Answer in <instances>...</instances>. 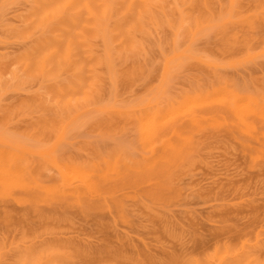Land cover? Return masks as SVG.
I'll use <instances>...</instances> for the list:
<instances>
[{
	"label": "rangeland",
	"instance_id": "1",
	"mask_svg": "<svg viewBox=\"0 0 264 264\" xmlns=\"http://www.w3.org/2000/svg\"><path fill=\"white\" fill-rule=\"evenodd\" d=\"M105 249L264 264V0H0V264Z\"/></svg>",
	"mask_w": 264,
	"mask_h": 264
},
{
	"label": "bare ground",
	"instance_id": "2",
	"mask_svg": "<svg viewBox=\"0 0 264 264\" xmlns=\"http://www.w3.org/2000/svg\"><path fill=\"white\" fill-rule=\"evenodd\" d=\"M72 3V2H71ZM77 3H79V0H77ZM59 168V170H60V173H59V186H57V189L58 188H63V191H65V185H66V181L69 179V178H72L73 179V181H77L78 183L76 184V185H74L73 186V191L71 192L72 194V196L73 197H76V198H79L80 196H86L87 194H88V192H91V189L93 190V193H95V191H96V185L93 183H91L90 182V180H89V178H87V173H86V170L85 169H83V168H80V167H67V166H65V168H63L62 166H59L58 167ZM65 169H67V170H70V174L65 170ZM73 170V171H72ZM70 175V176H69ZM136 178V177H135ZM135 178H133V180H132V178H131V180H130V182L132 183V184H134V185H137L138 183V181H141V180H139V178H137V179H135ZM137 180V181H135V180ZM90 182V183H89ZM137 184H136V183ZM91 184H92V186L95 188V190L93 189V188H91ZM158 185V184H157ZM91 188V189H90ZM90 190V191H89ZM121 210H123V208L121 209ZM216 248V250H217V252H219V245L217 244V246H215ZM70 248H72V247H70ZM69 249V248H68ZM68 249H67V247H64L63 248V252H65V250H67L68 251ZM75 249V248H74ZM66 251V252H67ZM99 251V250H98ZM97 251V252H98ZM101 251V250H100ZM96 252L97 254H95V252H94V254L96 255V256H101V259L100 260H98L99 262L97 263V260H96V263L95 264H157L156 262H155V260H153V259H151V258H147L148 256L145 254V257L147 258H145V260L148 262H144V259H141V257L139 258V257H137V258H134L133 259V257H129V256H127L126 254H124V253H122V252H118V251H113V250H110V249H105V251H103V252ZM64 253V255L63 254H61L62 252H58L57 253V255H55L53 252L51 253H49V255L46 257L47 258V260L48 261H50V263L49 264H55V263H53L52 262V258H53V256H57V257H59V255L61 254V256L59 257V258H61L62 260L64 259H66V260H68V259H70V254H71V252L69 251V252H67V253ZM75 252H77V254L78 255H80V256H82V258H84V259H87L88 260V258H90V252H86V250H82V249H78L77 251H75ZM216 252V251H215ZM225 252V251H224ZM70 253V254H69ZM103 253H106V259H102V255H103ZM51 254H54V255H51ZM92 254V253H91ZM93 254V255H94ZM101 254V255H100ZM217 254V253H216ZM215 254V256L216 257H218V259H220V260H223L224 259V257H223V255H219L218 254V256ZM225 254V253H224ZM141 256H142V254H140ZM52 258H51V257ZM98 256V257H99ZM144 256V255H143ZM221 256V257H220ZM228 256V255H227ZM36 258L34 259V261H35V263L34 264H43V256H41V255H38V256H35ZM42 257V258H41ZM144 258V257H143ZM141 259V260H140ZM36 260H37V262H36ZM40 260V261H39ZM141 261H143V262H141ZM42 262V263H41Z\"/></svg>",
	"mask_w": 264,
	"mask_h": 264
}]
</instances>
